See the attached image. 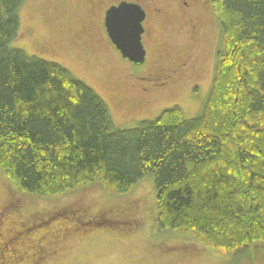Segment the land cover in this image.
Returning <instances> with one entry per match:
<instances>
[{"label":"trees","instance_id":"1","mask_svg":"<svg viewBox=\"0 0 264 264\" xmlns=\"http://www.w3.org/2000/svg\"><path fill=\"white\" fill-rule=\"evenodd\" d=\"M23 1L0 0V170L10 191L42 201L79 189L100 197L150 175L157 228L188 239L177 247L233 259L264 247V0L212 1L223 40L201 115L183 118L173 106L130 129H115L105 101L66 67L10 47ZM78 211H45L2 242H28L33 227ZM129 223L118 229L132 232ZM16 260L0 250V263Z\"/></svg>","mask_w":264,"mask_h":264},{"label":"rangeland","instance_id":"2","mask_svg":"<svg viewBox=\"0 0 264 264\" xmlns=\"http://www.w3.org/2000/svg\"><path fill=\"white\" fill-rule=\"evenodd\" d=\"M158 2L165 13L153 15L151 11L147 18L141 39L146 51L142 64L129 62L103 37L100 8L92 14L86 0H24L18 9L19 30L10 47L66 67L105 101L115 129L134 128L173 106L181 109L183 118H196L204 111L223 40L219 21L211 1L198 0L189 6L181 0ZM93 32L101 40L95 41ZM188 53L192 54L186 57ZM160 68L172 69V76L162 78ZM150 86L155 89H147ZM8 188L0 170V225L5 223L0 226V250H4L5 259H18L14 264H264L261 246L252 250L251 258L238 259L177 247L188 239L157 228L155 186L150 175L122 194L100 197L94 190L79 189L42 201ZM11 199L16 208L1 221ZM78 205L80 211L72 216L57 215L51 222L48 218L45 227H33L29 234H38L28 242L16 239L3 244L2 235L10 238L21 232L45 211ZM111 206L125 210L121 208L122 212L111 217L99 212ZM20 211L27 215L21 216ZM134 218L144 223L131 222ZM87 220L90 225H85ZM128 221L134 230L120 231L118 227ZM101 222L114 224L116 229L92 225Z\"/></svg>","mask_w":264,"mask_h":264},{"label":"water","instance_id":"3","mask_svg":"<svg viewBox=\"0 0 264 264\" xmlns=\"http://www.w3.org/2000/svg\"><path fill=\"white\" fill-rule=\"evenodd\" d=\"M145 11L137 3L122 2L108 8L104 18L109 40L124 58L138 65L145 60V49L141 36Z\"/></svg>","mask_w":264,"mask_h":264},{"label":"flooded vegetation","instance_id":"4","mask_svg":"<svg viewBox=\"0 0 264 264\" xmlns=\"http://www.w3.org/2000/svg\"><path fill=\"white\" fill-rule=\"evenodd\" d=\"M177 1H179V0H177ZM196 1H198V0H181L182 4L184 6L185 5L189 6V4H191V3L192 4H197ZM207 1H211L212 2L213 0H207ZM122 2L134 3V4L137 3L138 5H140V7L142 9H144L145 18L143 19V22H142L143 31L144 32L142 33L141 39H143V37H144V35L146 33V22H147V18L151 14L150 12L152 11L153 15L154 14L158 15V14L165 13V9L161 5L158 4L159 3L158 0H86V3H88V6H90V10L92 11V14L97 10V8H100L101 13H100V17L98 19V22H100L101 33H102L103 37H105L106 39L109 38L108 33H106L105 22H104L106 11H107L108 8L112 7L113 5L117 6L120 3H122ZM185 13L186 14L189 13V10L186 11ZM194 25H195V23H193L191 27H193ZM94 34H95V36H94ZM93 36L95 37L94 38L95 41L101 40L100 36L98 34L96 36L95 32H93ZM164 50H165L166 53H169V48H165ZM191 54L192 53H188L186 55V57H188ZM128 61L131 62L130 60H128ZM140 64H142V63H140ZM158 72H159V75H162V78H164V79H168V77L172 76V74H171L172 69H170V68H160ZM153 77H155V75ZM143 88L145 90H147V89H155V88H151V86L147 87V89L145 87H143Z\"/></svg>","mask_w":264,"mask_h":264}]
</instances>
